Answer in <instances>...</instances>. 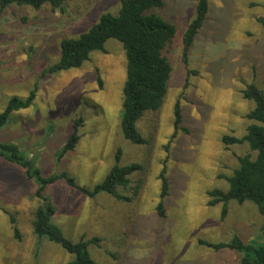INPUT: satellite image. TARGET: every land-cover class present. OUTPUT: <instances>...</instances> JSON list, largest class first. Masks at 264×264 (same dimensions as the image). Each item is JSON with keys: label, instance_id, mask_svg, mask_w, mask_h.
Here are the masks:
<instances>
[{"label": "rangeland", "instance_id": "374dc122", "mask_svg": "<svg viewBox=\"0 0 264 264\" xmlns=\"http://www.w3.org/2000/svg\"><path fill=\"white\" fill-rule=\"evenodd\" d=\"M156 10L176 28L164 50L171 77L161 109L146 114L137 129L146 144L126 141L119 128L125 53L116 40L93 52L77 69L51 73L60 57V42L78 39L104 14L118 12L117 0H70L65 11L9 7L0 14V112L9 100L34 98L12 113L0 131V142L17 146L43 176L67 173L92 190L114 165L137 164L128 188L118 187L129 202L100 193L88 198L58 182L46 188L54 223L66 239H98L89 246L97 264H239L229 250L213 251L198 240L227 243L238 236L245 244L264 246V222L256 206L231 202L224 218L221 205L209 206L207 193L226 191L249 154L246 144L226 147L222 138H240L254 105L242 98L248 84L264 94V0H210L202 28L184 54L182 36L195 17L192 0H163ZM186 56V57H185ZM179 103L180 130L173 127ZM79 121L78 143L61 159V148ZM254 156V155H253ZM167 196L159 216L161 180ZM135 188L138 193L133 196ZM36 185L24 171L0 160V264H66L59 246L37 239L31 214L39 206ZM9 215L16 219L14 238Z\"/></svg>", "mask_w": 264, "mask_h": 264}, {"label": "trees", "instance_id": "16d2710c", "mask_svg": "<svg viewBox=\"0 0 264 264\" xmlns=\"http://www.w3.org/2000/svg\"><path fill=\"white\" fill-rule=\"evenodd\" d=\"M69 1L0 0V14L9 7H28L36 11L48 7L52 12L62 13ZM117 1L120 5L115 15L104 14L97 24L78 39H64L60 42L59 61L49 71L54 73L77 69L89 60L93 52H103L107 41L119 42L125 53V81L122 88L119 128L126 141L141 146L146 144V141L137 129V123L144 115L157 113L163 105L171 77V65L164 56V50L172 43L176 28L156 13V10L164 6L163 0ZM192 2L195 4V17L182 36L185 55L206 20L210 0H192ZM257 21L264 27V16ZM241 95L243 99L254 105L245 115L249 125L243 136L240 138L225 136L222 138V143L226 147L246 144L249 154L237 157L238 167L231 176L223 177L228 183L226 191L213 190L207 193L208 204L212 207L221 205V216L224 218L229 203L235 202L240 205L252 203L264 222V94L255 85L248 84ZM33 98L34 93H31L25 100L16 97L9 100L4 110L0 112V131L8 123L9 116L28 108ZM173 116V127L178 131L182 122L178 102L174 105ZM79 125V121L74 122L73 131L58 153V159L75 149L79 139L77 135ZM0 160L24 171L25 177L36 185L34 198L39 202V206L31 214L30 221L33 235L37 239L36 253L39 251V244L48 242L59 246L69 255L70 259L66 264H97L90 256L89 246L97 244L98 239L81 238L77 241L66 239L60 227L53 221L55 208L44 192L48 186L64 182L69 188L79 191L88 198L104 193L117 201L129 202L130 199L120 194L117 188H128L129 176L139 171L141 167L137 164L120 166V153L117 152L115 163L104 180L89 190L78 186L65 172L43 176L33 162L13 144L0 142ZM159 179L161 190L157 213L163 216L162 200L167 196L168 191L164 170L161 171ZM137 190L138 188H135L133 196L138 193ZM7 215L14 238L20 240L15 217ZM197 242L199 246L213 251L229 250L237 253L240 256L239 264H264V246L245 244L238 236H233L227 243H210L204 240Z\"/></svg>", "mask_w": 264, "mask_h": 264}]
</instances>
